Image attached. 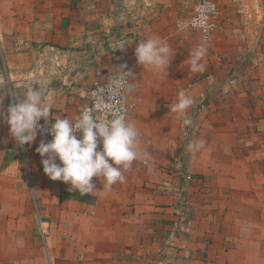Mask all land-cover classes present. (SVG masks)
Listing matches in <instances>:
<instances>
[{
    "label": "crops",
    "instance_id": "crops-1",
    "mask_svg": "<svg viewBox=\"0 0 264 264\" xmlns=\"http://www.w3.org/2000/svg\"><path fill=\"white\" fill-rule=\"evenodd\" d=\"M199 1L0 0V112L32 86L51 103L49 123L74 119L93 83L124 66L142 135L124 181L94 177L84 195L44 174L36 148L48 140L23 145L22 160L0 119V264H264V0H214L211 42L176 27ZM150 36L171 46L167 73L136 61ZM48 45L70 74L50 77ZM198 47L204 70L193 72ZM181 94L192 105L170 111ZM182 205L188 234L173 238Z\"/></svg>",
    "mask_w": 264,
    "mask_h": 264
},
{
    "label": "clouds",
    "instance_id": "clouds-1",
    "mask_svg": "<svg viewBox=\"0 0 264 264\" xmlns=\"http://www.w3.org/2000/svg\"><path fill=\"white\" fill-rule=\"evenodd\" d=\"M206 51L198 47L191 53V71L204 70L200 61ZM134 54L138 65L143 68L151 66L166 73L174 56L169 43L159 36H150L139 42ZM123 68H117L122 70V76L131 74L123 71ZM129 84L126 78L114 80L108 86L109 94L117 96ZM14 99L15 103L7 108L6 114L0 112V119L6 120L9 126L10 136L22 147L31 145L38 131L50 135V141L42 140L36 148L42 158L43 172L52 181L69 184L71 191L77 190L84 195L97 192L94 177L104 181V185L109 188L117 182H123L124 171L141 156L138 128L121 108L111 106V117L107 120H97L86 108L74 119L57 116L49 127L51 103L41 89L29 86L23 98L14 96ZM192 103L190 97L181 94L170 111L184 113ZM41 120L45 121L43 129ZM184 124L190 126L192 120L186 118ZM203 145L201 139L190 147L196 150Z\"/></svg>",
    "mask_w": 264,
    "mask_h": 264
},
{
    "label": "built area",
    "instance_id": "built-area-1",
    "mask_svg": "<svg viewBox=\"0 0 264 264\" xmlns=\"http://www.w3.org/2000/svg\"><path fill=\"white\" fill-rule=\"evenodd\" d=\"M222 16L223 11L216 1L200 0L194 5L191 17H189L187 20L177 23L176 27L178 31L187 30L198 34L203 42H211L214 38L215 33L221 26ZM92 44H95V42H92ZM42 52L43 59L46 62L48 61L50 64V77L55 78L56 76H58V74L63 75L71 73L70 62L67 64L63 62L66 55L62 50L55 46L48 45L42 48ZM125 72H130L132 74V69H128ZM131 74L127 75V77H124L122 76V73H120L107 82H100L98 80L95 81L89 92L86 103L81 109L80 113L87 108L93 113L97 120H107L111 117V106L114 105L116 108H121L122 110H124L126 117L129 118L130 114L136 107L135 104L128 99L127 94L129 87L131 86ZM122 78L128 79L130 81V84L124 87L120 91L119 95L114 97L111 96L109 94V84L114 80H120ZM40 124L43 129L45 126V121L41 120ZM50 126L51 123H49V127ZM37 135L45 138L48 141L51 140V136L48 135L45 131H38ZM77 137L80 138L79 133H77ZM141 137L142 135L140 134V138ZM178 210L177 220L171 233V236L173 238H180L188 234L189 222L187 210L183 205ZM40 228L42 233L45 234L44 226L41 222Z\"/></svg>",
    "mask_w": 264,
    "mask_h": 264
},
{
    "label": "rangeland",
    "instance_id": "rangeland-1",
    "mask_svg": "<svg viewBox=\"0 0 264 264\" xmlns=\"http://www.w3.org/2000/svg\"><path fill=\"white\" fill-rule=\"evenodd\" d=\"M17 156H19L20 159H22V160L25 159V152H24L23 146L22 147L20 146L19 155L17 154ZM25 183L28 185V189L31 191V189H32L31 182L28 181L27 176L25 179Z\"/></svg>",
    "mask_w": 264,
    "mask_h": 264
}]
</instances>
